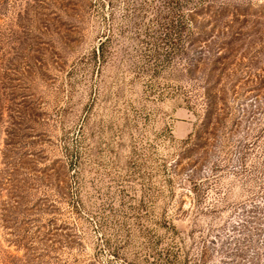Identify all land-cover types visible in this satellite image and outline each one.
Masks as SVG:
<instances>
[{"label": "rangeland", "instance_id": "rangeland-1", "mask_svg": "<svg viewBox=\"0 0 264 264\" xmlns=\"http://www.w3.org/2000/svg\"><path fill=\"white\" fill-rule=\"evenodd\" d=\"M91 1L0 0V264H107L102 241L127 236L128 258L147 253L154 237L162 246L173 239L189 264H264V0H218L241 36L230 45L216 40L215 54L201 62L192 82L196 114L171 99L153 105L141 136L154 157L145 150L140 160L130 132L119 135L117 92L122 85L124 100H137L143 80L129 68L123 36L102 67L89 61L108 35L95 12H77ZM114 2L122 26L127 1ZM220 55L234 76L203 127L202 86ZM206 140L207 160L203 151L193 156ZM183 150L170 197L165 165ZM187 176L201 183L200 194ZM165 212L176 234L160 226ZM138 229L145 236L132 237Z\"/></svg>", "mask_w": 264, "mask_h": 264}, {"label": "trees", "instance_id": "trees-1", "mask_svg": "<svg viewBox=\"0 0 264 264\" xmlns=\"http://www.w3.org/2000/svg\"><path fill=\"white\" fill-rule=\"evenodd\" d=\"M126 1L123 15L125 21L122 26L116 23L114 0L91 1L89 5L87 3L83 8L77 5L76 10L77 12L82 10L84 11L83 14L87 15L95 12L102 23L108 26V35L103 36L99 45L92 50L88 58L90 62L102 67L107 59L112 56L111 49L115 42L118 44L116 39L118 35L129 41L128 48L125 49V55L127 54L125 59L127 63L129 61V68L133 69L135 80H143V90L139 99L127 101L124 100L123 86H119V92H117V100L119 101L117 115L121 120L119 135L122 137L125 131L130 132V147L133 158L136 157L140 160L141 157L147 156L146 150L150 152L147 157L152 159L155 147L150 141L147 143L148 145H144L141 133L147 128L157 112L153 105L171 99L175 100L179 107L184 105L189 111L196 114L193 101L196 97L194 94L196 86L192 84L193 80H196L194 76L200 71V67L203 66L202 63L206 64L210 59L209 57L215 54L213 47L216 40L223 38V40L221 39L222 42L230 45L237 40L236 37L241 36V33H236L234 36L237 29H234L232 23L236 22L227 21V6L225 7L222 3L216 7L218 0ZM106 5L111 9L109 16L104 13ZM239 15L242 14L237 16ZM227 58L226 55L212 58L209 73L205 75V86H202V94L206 107L204 108L203 121L206 122H204L203 127H208L213 118L219 114L218 105L223 104L227 94L226 82L234 76L228 73V64L222 61ZM216 64L223 67H215ZM218 70L220 71L217 72ZM215 72L219 73L216 81L213 80ZM185 83L187 84L185 85ZM163 133L172 138L169 128H166ZM192 136L190 135L182 145L188 146L192 141ZM207 140L203 145L193 147L190 153L194 156L196 153L199 154L198 151H203L201 156L205 155L207 160L210 150ZM185 153L187 154L183 150L173 164L165 165L170 197H173L175 185L180 182V173H177V169L187 157ZM199 160L203 159L200 158ZM78 165L79 163H70L71 167ZM186 182L192 186L191 190L194 193L200 192L201 183L198 179L187 176ZM79 206V202H77L74 207L78 208ZM127 224L121 225V227H128L129 224ZM137 225L139 224L137 223ZM160 226L171 233L176 234L177 232L174 225L168 221L166 212ZM100 227L103 228L102 225ZM133 234L132 237H139L140 234L145 236L146 233L144 230L138 229L133 231ZM130 237L127 236L121 241L118 238L112 241L106 237L102 241L104 248L112 257L107 264H117L115 259H120L123 264H189L186 258L173 249V239L162 246L159 243L160 240L154 237H149L150 239L146 243L147 253L142 257L139 254H134L128 258L127 253L124 252H127V247L131 244ZM120 242H124V244L121 245Z\"/></svg>", "mask_w": 264, "mask_h": 264}]
</instances>
